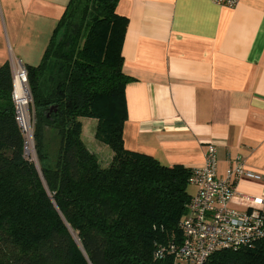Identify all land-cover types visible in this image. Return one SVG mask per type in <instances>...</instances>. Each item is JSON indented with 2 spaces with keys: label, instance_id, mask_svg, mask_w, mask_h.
Instances as JSON below:
<instances>
[{
  "label": "trees",
  "instance_id": "obj_1",
  "mask_svg": "<svg viewBox=\"0 0 264 264\" xmlns=\"http://www.w3.org/2000/svg\"><path fill=\"white\" fill-rule=\"evenodd\" d=\"M120 1L69 0L40 62L25 67L33 160L15 119L11 66H0V264H175L193 170L124 147L132 79L122 72ZM82 118L97 120L94 139L111 151L104 167ZM207 264H264V239Z\"/></svg>",
  "mask_w": 264,
  "mask_h": 264
},
{
  "label": "crops",
  "instance_id": "obj_2",
  "mask_svg": "<svg viewBox=\"0 0 264 264\" xmlns=\"http://www.w3.org/2000/svg\"><path fill=\"white\" fill-rule=\"evenodd\" d=\"M68 2L0 0V66L37 65ZM116 12L127 19L122 72L132 79L125 149L196 170L213 145L219 177L237 160L260 177L236 182L229 206L264 201V0H121Z\"/></svg>",
  "mask_w": 264,
  "mask_h": 264
},
{
  "label": "built area",
  "instance_id": "obj_3",
  "mask_svg": "<svg viewBox=\"0 0 264 264\" xmlns=\"http://www.w3.org/2000/svg\"><path fill=\"white\" fill-rule=\"evenodd\" d=\"M227 8L237 6L239 0H209ZM13 81L12 101L15 108V119L26 139L25 134L32 133L30 120L27 126L20 118L15 95V83L24 90L26 102L31 101L27 81V72L20 62L11 64ZM24 144V153L28 150ZM30 146V145H29ZM260 177L248 172L242 161L237 160L224 177L217 175L216 151L209 145L205 153V164L193 170L189 185L194 188L185 207V215L179 223L182 233L181 243L175 248V264H207L209 257L222 250H237L254 246L264 239V211L258 206L264 201L251 197H242L247 210L237 211L229 206L235 197V183L242 179L258 180Z\"/></svg>",
  "mask_w": 264,
  "mask_h": 264
},
{
  "label": "rangeland",
  "instance_id": "obj_4",
  "mask_svg": "<svg viewBox=\"0 0 264 264\" xmlns=\"http://www.w3.org/2000/svg\"><path fill=\"white\" fill-rule=\"evenodd\" d=\"M29 104H30V101L28 102L25 113H26V115L28 114L29 120H30V125H31L32 116H31L30 111H29ZM29 120H28V122L24 121L26 126L29 123ZM81 120H82V124H83L82 126L84 128L85 138L88 140L87 141L88 144L86 142L87 147L90 151H92L93 153H95L97 155V157L99 158V163L104 167L105 165H107L106 163H108L110 160L111 151L106 145H104V144L100 143L98 140L94 139V133H95V127L97 124V120L86 119V118H82ZM25 136H26L25 143H26V140H27V142L30 143L29 144L30 146L28 145L29 151H27V153L25 151V155L30 160H33L34 155H35L34 154V148H33V141L31 144L30 133L25 134ZM46 140L49 141V143L52 145V141L49 138H47ZM188 191L192 194L194 192V188L192 186H189Z\"/></svg>",
  "mask_w": 264,
  "mask_h": 264
},
{
  "label": "bare ground",
  "instance_id": "obj_5",
  "mask_svg": "<svg viewBox=\"0 0 264 264\" xmlns=\"http://www.w3.org/2000/svg\"><path fill=\"white\" fill-rule=\"evenodd\" d=\"M15 95L17 97V107H18V113L20 118L23 119V122L26 121L28 122V114L26 115V107H27V102L24 94L23 88L20 86L18 82L15 83ZM25 124V122H24ZM26 125V124H25Z\"/></svg>",
  "mask_w": 264,
  "mask_h": 264
}]
</instances>
